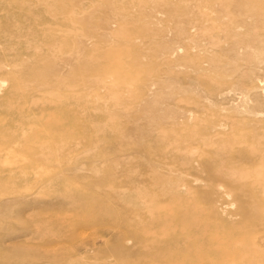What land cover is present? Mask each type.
<instances>
[{
	"label": "rangeland",
	"instance_id": "374dc122",
	"mask_svg": "<svg viewBox=\"0 0 264 264\" xmlns=\"http://www.w3.org/2000/svg\"><path fill=\"white\" fill-rule=\"evenodd\" d=\"M0 264H264V0H0Z\"/></svg>",
	"mask_w": 264,
	"mask_h": 264
},
{
	"label": "bare ground",
	"instance_id": "6f19581e",
	"mask_svg": "<svg viewBox=\"0 0 264 264\" xmlns=\"http://www.w3.org/2000/svg\"><path fill=\"white\" fill-rule=\"evenodd\" d=\"M254 236V235H253ZM254 238V237H253Z\"/></svg>",
	"mask_w": 264,
	"mask_h": 264
}]
</instances>
